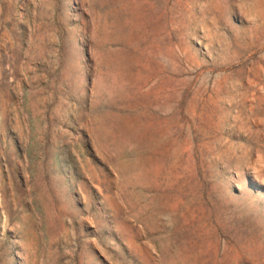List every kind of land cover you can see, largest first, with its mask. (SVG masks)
<instances>
[{
  "label": "rangeland",
  "instance_id": "obj_1",
  "mask_svg": "<svg viewBox=\"0 0 264 264\" xmlns=\"http://www.w3.org/2000/svg\"><path fill=\"white\" fill-rule=\"evenodd\" d=\"M0 264H264V0H0Z\"/></svg>",
  "mask_w": 264,
  "mask_h": 264
}]
</instances>
